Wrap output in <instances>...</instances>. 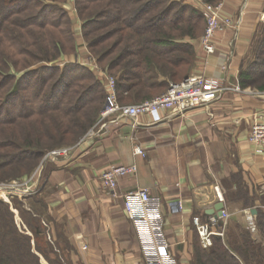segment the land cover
Here are the masks:
<instances>
[{
    "label": "trees",
    "instance_id": "obj_1",
    "mask_svg": "<svg viewBox=\"0 0 264 264\" xmlns=\"http://www.w3.org/2000/svg\"><path fill=\"white\" fill-rule=\"evenodd\" d=\"M64 2L0 0V180L29 173L48 150L78 141L104 107V86L88 67L58 63L60 54L75 46ZM74 6L90 51L115 76L120 103L152 98L190 72L195 60L191 39L204 29L200 9L182 0H74ZM238 82L264 91V21ZM234 178V198L256 207L260 239L232 222L223 237L213 236L212 245L203 248L195 229L191 264H264V209ZM25 197L31 210L41 207L36 194ZM18 199H12L14 205L22 203ZM23 214L33 247L31 235L17 228L10 205L0 200V264H43L40 255L48 264H71L46 240L39 219Z\"/></svg>",
    "mask_w": 264,
    "mask_h": 264
},
{
    "label": "crops",
    "instance_id": "obj_2",
    "mask_svg": "<svg viewBox=\"0 0 264 264\" xmlns=\"http://www.w3.org/2000/svg\"><path fill=\"white\" fill-rule=\"evenodd\" d=\"M182 1L202 11V0ZM220 1L221 15L235 25L214 32L212 53L204 50L201 35L191 39L195 60L185 76L218 78L224 89L217 99L157 122L146 113L136 123L111 114L94 134L44 164L37 188L42 205L37 209L51 224L57 245L50 243L71 264H151L128 213L129 190L146 188L158 198L169 251L181 264H191L196 238L192 218L206 220L213 214L219 201L214 186L230 215L236 210L230 208L237 191L235 175L250 195L264 187V144L248 140L254 113L264 115V91L242 88L238 82L242 61L264 21V0ZM75 39L83 44L61 62L85 65L105 86L102 67L84 42ZM136 146L142 153H134ZM130 163L137 166L135 174L120 177L114 191L103 187V170Z\"/></svg>",
    "mask_w": 264,
    "mask_h": 264
},
{
    "label": "built area",
    "instance_id": "obj_3",
    "mask_svg": "<svg viewBox=\"0 0 264 264\" xmlns=\"http://www.w3.org/2000/svg\"><path fill=\"white\" fill-rule=\"evenodd\" d=\"M221 5V1L214 4L202 1L205 27L200 36V43L208 53L215 50L214 32L221 27L235 25L231 18L221 15ZM102 74L105 80L106 96L104 107L96 125L101 124L104 118L111 114L128 116L136 123L138 116L146 113L151 116L152 121L157 122L164 117H169L172 112L183 114L190 108L205 105L217 99L224 89L218 78L209 77L205 79L201 76H188L180 81H170L162 93L152 98L123 104L117 98L114 76L103 70ZM167 111L171 112L163 113ZM89 133L91 135L95 132L90 130ZM248 140L257 145L264 144V115L261 112H255L253 115ZM67 149V147L58 148L53 150L51 154L65 155L68 152ZM133 151L136 154L142 153V150L137 146ZM136 171L137 166L134 163L115 164L103 170L99 178L104 188L114 191L120 177L133 175ZM214 190L218 200L222 201L223 198L217 185L214 186ZM9 196V191L3 187V183L0 184V197L8 201ZM125 198L129 203L128 213L139 236L141 250L150 260V263L181 264L169 251V245L162 232L164 217L158 198L151 197L146 188L129 190L125 193ZM229 216L230 213L222 208L220 215L208 214L206 220H201L197 216L192 218L193 226L203 248H209L212 245L213 236L223 235V229ZM246 218L249 228L255 230L254 215L249 212V208L246 209Z\"/></svg>",
    "mask_w": 264,
    "mask_h": 264
},
{
    "label": "rangeland",
    "instance_id": "obj_4",
    "mask_svg": "<svg viewBox=\"0 0 264 264\" xmlns=\"http://www.w3.org/2000/svg\"><path fill=\"white\" fill-rule=\"evenodd\" d=\"M70 3L72 4L71 5L72 8L70 6ZM63 6L67 10L68 15L70 17V21H71V31L73 33L74 45L75 46H74V50L73 51L61 53L60 56L57 59L58 60V63L62 64L61 59L64 58L66 55L74 54L76 52L77 45L80 46V45L83 44L81 42H84V44L86 45L85 47H86L87 51L91 55L92 59L95 60L96 64H98L100 66V68L102 67V70L103 71H105L108 74H111L112 76H114L113 73L110 72L108 70V68L104 64L99 63L96 60V57H95L94 53H92L90 51V49H89V47L87 45V40L83 36L82 27H81V19L77 15V12H76V9H75V6H74V0H65ZM204 27H205V22H204ZM77 32H79V34H80V36L78 35L79 37L77 36ZM75 38L79 39L78 41H81L80 42L81 44H78V42H77V40ZM80 49H82V48H80ZM36 65L37 64H35L34 66H36ZM114 78H115V76H114ZM115 81H116V79H115ZM104 90H105V96H106V87L105 86H104ZM104 104H105V101H104ZM123 104H125V103H123ZM100 114H101V112H100ZM98 118H99V116H98ZM98 118H97V120H98ZM97 120H96V123L92 127H90L87 130V132L82 137H80V139L78 141H76L74 143H71V144L68 143V144H64V145H61V146H57V147H54V148L48 150L46 152V154L40 159V162L38 164H36V166L29 173L23 174L22 176H20L18 178L1 179L0 180V184L3 183V187L6 188L9 191L10 195L14 196L13 198H16V199L19 198L18 200H21L22 201V203L15 202V205H14V201L12 200L13 198H9L8 201L4 200L7 204L10 205V208L13 211V214H14L13 220H14L17 228L19 229V231L26 230L25 232L31 235V237H32L31 238V245H32V247L34 246L33 245V242L34 241H33L32 232L28 231V228L26 227V224L24 223V221L22 220V218L20 216V214L24 215L23 214L24 212L30 213V215L32 216V218L34 216H36L35 218H38L39 219V222L43 225V228H44L43 231L46 234V240H48V242L54 241L55 242V245H57V243H56V239L54 240L52 238V236H51V231H50L51 224L46 219V217L43 214H41L40 210H37L36 211L37 206H34V209L35 210H31V208H30L31 207V204H30V201H29L30 199L29 198L27 199V197H25L28 194L27 191L29 192V194H32L33 193V194H36V196H37V194H38L37 188L39 187V178H40V175L42 173V169L44 167V164H46L48 162H51L50 160H52L55 157L63 156V155H53V154H51V152L53 150H56V149L62 148V147H67L68 148L67 151L69 152V149L71 147H73L76 143H78L82 138L90 135V133H89L90 130H94V131L96 130ZM252 194H253V197H255V204L259 205L261 208L264 209V187H259V186L256 187L255 189H253V193ZM233 199H234L233 200L234 202L232 204V207H230V208L232 210H235V209L236 210L230 215V218L225 223V226H224V229L223 230H225L226 226L228 228V226L230 225L229 223L232 224V222H238V223L244 225L251 232L252 236L255 239L259 240L260 239V236H259V233H258L257 228L255 230H251L249 228L248 220L246 218V209H248L249 207H244L242 201L236 200L235 198H233ZM0 200L3 201V199L1 197H0ZM240 210H243L244 212H242ZM223 236H224V233H223V235L221 237H223ZM53 244L54 243H52V245ZM54 250H55V248H54ZM40 259L42 260L43 264H48L47 261L44 260V258L42 257V255H40Z\"/></svg>",
    "mask_w": 264,
    "mask_h": 264
},
{
    "label": "water",
    "instance_id": "obj_5",
    "mask_svg": "<svg viewBox=\"0 0 264 264\" xmlns=\"http://www.w3.org/2000/svg\"><path fill=\"white\" fill-rule=\"evenodd\" d=\"M223 207V203L221 201H218L214 207L212 208L211 210V213L215 214V215H220L221 213V209ZM256 207L255 206H252V207H249V212L252 214V215H255L256 214Z\"/></svg>",
    "mask_w": 264,
    "mask_h": 264
}]
</instances>
